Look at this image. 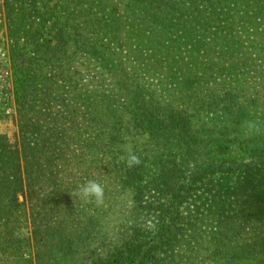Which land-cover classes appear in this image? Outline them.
I'll return each mask as SVG.
<instances>
[{"label": "trees", "instance_id": "1", "mask_svg": "<svg viewBox=\"0 0 264 264\" xmlns=\"http://www.w3.org/2000/svg\"><path fill=\"white\" fill-rule=\"evenodd\" d=\"M2 7L18 83L17 140L0 133V249L22 251L2 237L25 200L26 246L72 251L63 204L99 175L132 191V218L155 213L158 225L146 240L131 221L122 252L93 264H264V233L241 239L264 219V106L255 94L264 91V0ZM249 122L259 131L248 132ZM129 148L140 165L127 166ZM150 190L157 199L143 205Z\"/></svg>", "mask_w": 264, "mask_h": 264}, {"label": "rangeland", "instance_id": "2", "mask_svg": "<svg viewBox=\"0 0 264 264\" xmlns=\"http://www.w3.org/2000/svg\"><path fill=\"white\" fill-rule=\"evenodd\" d=\"M11 45L12 42L7 34L2 0H0V133L5 134L13 142L17 140L16 93L18 82L10 59ZM255 94L257 95V106L260 109L264 106V91L260 90ZM129 146L130 144H126L124 148ZM92 179L100 181L105 188V203L103 206L97 207L94 203L85 202L80 197L73 195L75 191L70 192L69 203L63 204L64 214L62 213V215L67 217L65 222L66 231L73 233L75 236L72 251H63V249L61 251H32L31 247H36L33 241L30 242L31 247L26 246V238L30 236L32 229L29 218L31 211H29V206L24 200L11 227L6 231L9 234L2 237L6 239L12 236L15 244H20L22 251L1 248L0 264H93L95 259L122 252V245L127 240L130 227L134 223L147 232L146 240L154 235L158 225L155 213L149 215H143L142 213V215L132 218L133 212H135L133 210L134 205L140 204L138 201L136 203L131 201L132 191L118 187L112 176L97 175ZM78 180L80 179H77V182H79ZM154 194L152 190L149 193L147 192L141 203L145 205L146 201H155L157 198ZM46 195L45 192H39L37 198ZM19 201H23L22 196H19ZM41 205V203H37L33 208V212H38ZM48 207H51V204ZM66 208L67 212L65 211ZM73 210H79L82 214H73ZM71 213L72 215H70ZM91 221L93 227L89 225ZM131 221L135 222L132 223ZM99 230L102 231V235L97 234ZM263 233L264 219L245 225L241 233V239H253ZM49 242L52 243L54 248V242L51 238ZM189 242L184 243L178 251H185L190 245ZM5 244L7 243L3 245ZM37 254L42 255L40 262L36 259Z\"/></svg>", "mask_w": 264, "mask_h": 264}, {"label": "clouds", "instance_id": "3", "mask_svg": "<svg viewBox=\"0 0 264 264\" xmlns=\"http://www.w3.org/2000/svg\"><path fill=\"white\" fill-rule=\"evenodd\" d=\"M247 131L250 133L259 131L258 125L256 123L249 122L247 124ZM125 162L129 168H132L140 165L141 160L140 157L137 156L131 148H129L127 149ZM73 195L80 197L87 203H94L97 207L103 206L105 203V188L103 184L94 179L86 180L82 184L78 185Z\"/></svg>", "mask_w": 264, "mask_h": 264}]
</instances>
